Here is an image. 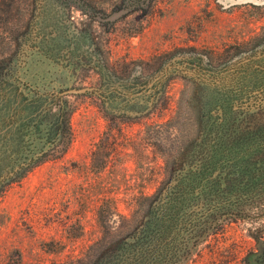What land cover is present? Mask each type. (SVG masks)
<instances>
[{"label":"rangeland","instance_id":"1","mask_svg":"<svg viewBox=\"0 0 264 264\" xmlns=\"http://www.w3.org/2000/svg\"><path fill=\"white\" fill-rule=\"evenodd\" d=\"M250 1L0 0V75L41 109L73 111L65 154L58 149L19 182L0 184V264H92L127 231L141 216L139 193L186 165L176 157L187 151H176L197 135L202 91L192 78L264 75V0ZM125 9L109 24L96 19ZM156 75L174 79L154 97L139 93ZM80 89L88 90L63 95ZM261 91L251 93L253 119H264V109L252 111ZM155 121L175 137L150 139ZM100 139L116 145L103 169L90 163ZM220 197L209 217L200 208L185 216L191 224L172 264H264V189L243 186ZM104 198L112 201L103 209L110 222L98 215Z\"/></svg>","mask_w":264,"mask_h":264},{"label":"trees","instance_id":"2","mask_svg":"<svg viewBox=\"0 0 264 264\" xmlns=\"http://www.w3.org/2000/svg\"><path fill=\"white\" fill-rule=\"evenodd\" d=\"M125 10L123 16L130 11ZM173 72L177 71L169 74ZM254 73L222 79L205 75L192 78L194 82L200 80L198 87L202 92L195 140L176 151H187L188 155L179 153L176 157L186 160V165L181 163L182 166L171 172L169 169L166 174L170 179L161 180V185L152 191L139 193L136 204H144L143 209H137L136 205V212L141 216L132 220L127 231L92 264H172V259L178 256L184 228L191 224L185 219L186 215L196 216L200 208L202 216L209 217L213 213L210 211L212 204L222 193L250 185L264 189V119H253L249 110L251 93L264 89V75H252ZM154 79L150 87L149 80L138 85V92H149L154 97L157 88L166 87L174 75H156ZM257 96L261 98L255 100L252 110L256 114L264 109V91ZM40 97L47 99L49 96L41 94ZM50 97L61 99L54 93ZM52 110L53 105L41 109L38 98L17 93V87H12L9 78L0 79V184L3 187L22 180L35 167L54 157L58 149L62 156L69 148L73 139V111L59 107L52 114ZM46 119L50 121H43ZM147 128L148 137L157 142H163L166 134L175 137L167 123L155 121ZM109 138H113L111 133L105 141ZM107 145L100 139L90 152V163L101 161L100 169L110 158L108 151L116 146L114 142L109 143V148ZM110 204V199L102 200L98 208L101 219L108 218L110 212L103 209H108ZM113 209L111 217L124 219ZM117 224L114 223L113 230Z\"/></svg>","mask_w":264,"mask_h":264},{"label":"water","instance_id":"3","mask_svg":"<svg viewBox=\"0 0 264 264\" xmlns=\"http://www.w3.org/2000/svg\"><path fill=\"white\" fill-rule=\"evenodd\" d=\"M225 4H232V3H246V2H252L250 0H224ZM124 14H126V10H119L117 12L112 13L110 16L102 18L100 16H97L96 19L102 23H111L117 19H119L120 17H122ZM88 89H80V90H69L63 93V95L65 94H69V93H81L84 92Z\"/></svg>","mask_w":264,"mask_h":264},{"label":"clouds","instance_id":"4","mask_svg":"<svg viewBox=\"0 0 264 264\" xmlns=\"http://www.w3.org/2000/svg\"><path fill=\"white\" fill-rule=\"evenodd\" d=\"M259 226V225H258Z\"/></svg>","mask_w":264,"mask_h":264}]
</instances>
